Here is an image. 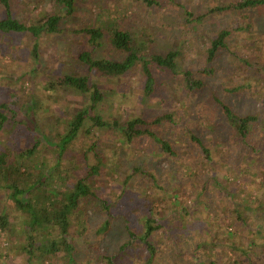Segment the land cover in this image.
<instances>
[{"label":"trees","instance_id":"16d2710c","mask_svg":"<svg viewBox=\"0 0 264 264\" xmlns=\"http://www.w3.org/2000/svg\"><path fill=\"white\" fill-rule=\"evenodd\" d=\"M141 1L151 11L159 9L165 12L162 7L169 10L175 5L174 0ZM37 5L36 2L33 3L32 18L25 22L15 16L12 0H0V42L1 37H9L12 48L8 50V54H27L26 59L14 63H22L21 70H18L20 68L16 65H3L0 68V264H53L55 260L64 261L65 264H78L75 256L78 252L76 241L77 237H83L90 232L89 214L100 213L107 217L97 227V233L105 234L113 226L111 217L114 218L112 212L116 202L107 201L105 192L112 188L107 184V180L122 170L120 156L128 159L133 155L131 151L140 156L142 146L139 145L145 142L153 146L154 151L160 154L155 155L163 158L162 160L182 158V154L180 155L173 145L175 138L170 137L179 124L173 120L171 114L165 113L155 117L139 115L126 120L114 116L105 118L103 106L113 105L115 96L119 93L115 88L116 79L140 66L146 97H151L155 89L156 79L152 65L169 77L183 79L189 97L202 94L207 83L189 69L180 71L178 61L182 56L179 50L149 54L150 50L149 55L145 57L143 51L147 46L139 39L144 30L138 33L132 29H123L119 23L121 20L112 19V14L109 17L96 14L94 19H89L86 24L83 22L81 27L77 25L75 28L71 27V24H75L76 0H52L49 5L52 10L38 11ZM258 7H264V0H239L237 4L230 6L219 3L218 6L206 9V13L200 14L194 21L201 22L206 17L226 14L228 11L238 17L239 24L244 21L242 27L234 30L246 32L252 25L249 11ZM181 10L185 11L186 18L191 21L192 13L187 11L184 5ZM231 34L232 31L228 28L220 29L208 41L203 51L204 67L198 69L199 73L213 76L215 63L222 52L228 50L227 43ZM63 37H81L83 42L82 45L74 47L71 45L70 52L61 55L62 62L47 65L42 51L44 44L53 43ZM20 38L27 39L25 47H19ZM104 39L119 56L105 59L92 53L91 49L101 45ZM61 42L63 44L64 41ZM257 54L254 53V56ZM262 56L264 57L263 51L260 58ZM247 65L250 72L259 74L254 86L259 101L260 96H264L259 93L260 88L264 89V60L248 62ZM112 81L115 82L114 86L107 85ZM249 88L253 86L249 84L232 90L226 89L225 92L235 95L239 91H248ZM74 93L82 96L83 103L73 112H69L64 106L69 99L68 95ZM24 96L29 97L26 105L23 104ZM112 97L111 105L106 103L107 98ZM214 100L222 118L232 131L229 141L235 143V151L218 153L216 160L212 152L215 140L206 142L193 130L186 128V132L180 136H184L187 145L191 146L188 153H184L187 157L184 160H187L189 165L185 171L181 170L189 179L201 178L200 172L204 165H208L213 172V175H204L206 186L196 193L215 196L209 211L212 212L210 217L214 218L215 222L212 223L216 224L217 231L220 230L217 227V219L221 210L225 209L221 208V204L232 205L231 209L239 222V231L245 236L247 244L237 242L238 246L233 244L229 248L235 254V261L230 264H264L261 250L264 243H257V239L263 236L256 237L253 231H249L254 238L251 239L244 234L250 228L264 230V108L261 112L239 114L217 96ZM262 102L264 106V97ZM53 104L56 105L55 108ZM59 107L64 110L61 111ZM31 110L37 114L33 119L38 126L37 130L29 135V139L20 132L19 120L22 113L28 114ZM20 112L22 113L19 115ZM208 124L213 127L210 120ZM100 132L114 135L113 148L108 149L105 143H99V137L95 134ZM79 145L83 146L82 156L76 158L73 152ZM220 145L221 151L227 149L225 141ZM115 150H119V160L111 162L107 156L112 152V157L116 158ZM67 155H70L71 159ZM147 156L149 157L148 154ZM220 167L225 170L224 173H217ZM135 168L124 178L119 188L125 191L124 199L127 195L135 196L134 188L145 183L144 180H139L138 176L141 174H138ZM143 177L151 178L150 181L155 186V179L147 171ZM245 178L249 186L255 187L258 192L262 190L263 193L255 200H259L256 202L257 206L253 207L247 203V213L250 215L247 217L242 211L245 216L242 218L243 214L238 205L243 206L241 204L244 200L237 193H242V188L247 187ZM161 188L167 196L168 191ZM181 191V188L176 190L178 196ZM229 192H233V198H238L235 202L228 201ZM142 195L146 198L143 201L150 205V213L144 216L142 235L131 236L134 242L148 250L149 263H152L156 248L151 242V236L161 228L160 222L167 216L156 219L157 213L152 211L154 200L147 199L144 192ZM207 202L209 205L210 202ZM190 212L189 207L179 208L173 211L171 217L185 220ZM202 223L206 225L209 241L200 242L196 248L199 254L190 253V257L183 262L219 264L218 248L223 245L215 244L216 233L211 232L210 228L212 223L208 224L206 220ZM181 228L185 227L180 226L179 230H182ZM231 234L234 235L228 232L229 236ZM129 246V243L124 245L120 251H125ZM251 247L258 253L251 251ZM102 257L107 264H113L111 257ZM94 263L89 260L87 264Z\"/></svg>","mask_w":264,"mask_h":264},{"label":"rangeland","instance_id":"374dc122","mask_svg":"<svg viewBox=\"0 0 264 264\" xmlns=\"http://www.w3.org/2000/svg\"><path fill=\"white\" fill-rule=\"evenodd\" d=\"M51 1L12 0L14 6L13 12L18 19L28 22L32 18L34 2L38 4L37 10L40 11L51 9V6H49ZM238 1L174 0L176 7L174 5L169 10L162 7L165 10V12H162L159 9L154 11L147 9L141 0H76L75 24H71V27L76 28L77 25L81 27L83 22L86 24V21L94 19L96 14H102L105 17H109L112 14V19L121 20L119 22L121 28L132 29L138 33L144 30L143 36L140 37L139 35V39L144 41L147 46V49L143 51L146 54H144L145 57L156 51L165 53L171 49L179 50L182 56L178 61L180 71L189 69L195 72L197 76L200 75L204 82L207 83L202 94L189 97L186 93L183 79L180 77L178 79L169 77V75L157 71L153 65L151 68L155 71L156 81L154 93L151 97L145 96L144 76L142 75L140 66L129 74L116 79V81L114 80L116 82L115 88L119 93L115 96L113 105H111L113 97L107 98L106 103H109L112 107L103 106L104 109L102 110L104 112L103 115L106 114L105 118L109 119L110 116H114L117 119L126 120L139 115L155 117L165 113L171 114L173 120L176 123L179 122V124L174 133L170 134V137L175 138L173 145L178 153L180 155L182 154V158L181 160H162L163 158L155 155L156 152L153 146L145 142L139 145L142 146L140 156H137V153H134V151H131L133 155L128 159L120 156L122 157L120 160L122 170H118L119 172H116V176L107 180V184L112 186V188H108L105 192L107 193L105 195L107 201L112 202L114 200L113 202H116V206L112 212L114 218L111 217L113 226L109 232L99 234L96 229L107 217L100 213L94 215L89 214L90 220L88 228H90V232L86 233L83 237H77L78 239L76 241L78 252L75 256L78 264H87L89 260H91V263L95 262L94 264H107L103 260L102 255L111 257L113 264H187L183 261L187 257H190V253L199 254V251L196 250L198 244L204 240L209 241V233L206 230V225L202 222L203 220H206L208 224L215 222L214 218L210 217L212 212L209 211L215 201V196L199 195L196 191L200 192V189L206 186V182L203 181L205 180L204 175L207 173L213 175V172H211L208 165H204L200 172L202 179L196 177L189 179L186 177V174L181 169L185 171L186 166L189 165L187 160H184L187 158L184 153H188L191 146L187 145L185 137L180 136V134H184L187 130L186 128H189L206 142L208 140H215L213 141L214 148L212 152L213 157L218 160V153L234 152L235 143L229 141L232 131L222 118L214 98L217 96L220 100H224L234 112L239 114L261 112V109L264 108L262 102L264 96H260L261 100L258 101L256 98L257 91L254 87L255 80L259 74L250 72V67L247 65L248 62H262L264 60L263 56L260 58L262 51L264 53V7H258L249 11L252 25L246 32L234 30L235 28H239V26L242 27L244 21H241L239 24L238 17L228 11L226 14H214L206 17L201 22L194 21L200 14L206 13V9L208 8L218 6L219 3L227 6L235 5ZM179 5L181 6L179 7ZM183 5L187 11L192 13L193 18L191 21L186 18L185 11L181 10ZM105 25L108 24L105 23ZM224 28L232 31L227 43L228 50L223 51L219 60L215 63L214 72H212L213 76H206L199 73L198 69L200 70L204 67L203 51L208 41L220 29ZM78 29L80 28L78 27ZM26 40V38H20L18 40L21 41L19 47H25ZM61 41H64L63 44ZM82 42L81 37L74 39H68V37L64 39L63 37V39L53 41V43L46 42L42 50L46 58L45 63L47 65H55L62 62L63 58H61V55L63 53L68 54L71 50V45L73 47L75 45H82ZM10 48H12L11 38L6 37L4 39L1 37L0 68L3 65L9 67L16 65L20 68L18 70H21L22 63H14L15 61L18 62L26 59L25 56L27 54L14 52L13 55H10L8 54ZM91 50L93 54L105 59H112L119 56L105 39L101 45L95 46ZM150 50L151 53H149ZM57 53L59 54L57 55ZM254 53H258L257 56H254ZM255 57L257 59H254ZM114 81L107 85L114 86ZM249 84L253 88H249L248 91H239L235 95H229L225 92L226 89L232 90ZM38 93L43 95L41 91H38ZM259 93L264 94V89L260 88ZM252 94L254 97H252ZM68 96L69 99L64 109L73 112L78 105L83 103V98L82 96H78L77 93L69 94ZM27 100L29 101V97L25 98L24 96V105L27 104ZM55 107L56 105L53 104V108ZM64 109H61V111ZM20 116V132L30 139L29 135L37 130L38 125L34 122L36 120L33 119L37 114L31 110L28 114L22 113ZM208 120L211 121L213 127L210 126L211 124H208ZM95 135H98L100 144L105 143L108 149L113 148V141H115L114 135H105L103 132ZM95 135L94 139L97 140ZM36 136L38 137V135ZM224 141L227 149L221 151L222 146L220 143ZM82 148L83 146L81 145L75 147L73 153L76 155V158H81ZM115 151L116 158L112 157V152L107 156L111 162L119 160V150ZM146 151H148L147 154L149 157ZM69 156L67 155V157ZM69 159L71 158L69 157ZM133 168H135L138 174H141L138 176L140 177L139 180H144L145 183L134 188L135 196L134 194L127 195L124 199L125 191L119 188L124 178L129 175ZM217 170V173L225 172L221 167ZM145 171L155 179V186L150 181L151 178L143 177ZM231 178L232 176H230ZM238 181H241V179H238ZM244 182H247L246 178ZM245 185L247 187L242 188V193L240 191L237 193L244 200L241 204L243 206L238 205L239 211L243 214L241 215L242 218L245 217L242 211L245 212V215L247 214V217L250 215V213H247L249 212L247 203L253 207L257 206L256 202L259 200H255L263 193L262 190L258 192L255 187L249 186V183ZM161 187L168 191L167 196L164 195V191H161ZM178 188L183 189L179 196L176 192ZM141 191L147 195V199L154 200L152 203V211L157 213L156 219L167 216L165 220L160 222L161 228L151 236V242L156 248V254L152 263H149L148 250L138 242H134L131 236V234L139 235V237L142 235L144 232V216L150 213V205L143 201L145 195H142ZM232 193L229 192L227 194L230 203L238 199L233 198ZM207 201L210 202L209 205ZM231 206L228 203H226V206H223V203L221 204V208L225 207V209L221 210V214H219L217 219V223H219L217 227L220 230H216L215 223L210 224L211 227L208 225L212 229L211 232L216 233L215 244L219 245L221 243L223 245L222 248H218L219 253L217 256L219 264H230L235 261V254L229 249L233 244L237 246V242L247 244L245 236L239 231V222L236 220V214L233 213ZM185 207H189L191 210L188 217L184 218L185 220L171 217L174 210ZM200 219H202L201 222H198ZM180 226H184L185 228L179 230ZM262 230L250 228L244 234L248 235L251 239H254L251 236L252 233L256 237L263 236L264 238V230ZM249 231L253 232L249 234ZM228 232L234 235L231 234L229 236ZM259 233L260 235H256ZM210 235L212 236L213 234ZM263 238L257 239L258 245L264 243ZM128 243L130 245L129 248L125 251H120ZM250 250H253L256 254L258 253L253 247ZM261 250L262 261L264 262V244H262ZM53 264H65V262L55 260Z\"/></svg>","mask_w":264,"mask_h":264}]
</instances>
